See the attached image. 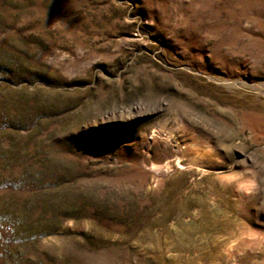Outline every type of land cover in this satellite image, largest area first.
<instances>
[{"label": "rangeland", "instance_id": "1", "mask_svg": "<svg viewBox=\"0 0 264 264\" xmlns=\"http://www.w3.org/2000/svg\"><path fill=\"white\" fill-rule=\"evenodd\" d=\"M0 264H264V0H0Z\"/></svg>", "mask_w": 264, "mask_h": 264}]
</instances>
